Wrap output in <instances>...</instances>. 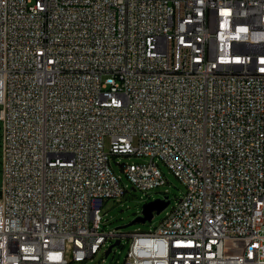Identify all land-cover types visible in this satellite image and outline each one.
Instances as JSON below:
<instances>
[{"label":"built area","instance_id":"2783aa9c","mask_svg":"<svg viewBox=\"0 0 264 264\" xmlns=\"http://www.w3.org/2000/svg\"><path fill=\"white\" fill-rule=\"evenodd\" d=\"M0 139V264L98 254L117 156L186 189L123 264H264V0H0Z\"/></svg>","mask_w":264,"mask_h":264},{"label":"rangeland","instance_id":"374dc122","mask_svg":"<svg viewBox=\"0 0 264 264\" xmlns=\"http://www.w3.org/2000/svg\"><path fill=\"white\" fill-rule=\"evenodd\" d=\"M109 147V140L106 139V151L109 150ZM109 161L113 172L120 179L121 184L126 190L125 196L122 197L119 202L111 199L104 204L101 210L100 231L103 233L113 232L115 237H109L98 254L82 264H123L129 248L130 239L122 235L132 232H152L167 216L176 202L182 198L186 191L185 186L161 163L160 160H156L155 162L158 164L163 174L165 184L147 192L134 190L121 169L122 164H143L148 162L147 158L117 156L110 157ZM1 185L0 161V189ZM164 198H167L169 201L166 208L159 213L153 212L150 221H146L145 223L135 222L137 218L141 217L142 207L145 204L156 199L162 200ZM231 253L238 254L237 251Z\"/></svg>","mask_w":264,"mask_h":264},{"label":"water","instance_id":"95a60500","mask_svg":"<svg viewBox=\"0 0 264 264\" xmlns=\"http://www.w3.org/2000/svg\"><path fill=\"white\" fill-rule=\"evenodd\" d=\"M168 204H169V201L166 200V198L162 200L156 199L152 202L145 204L142 207L141 217L137 218L135 222L145 223L146 221H150L152 218L153 212H156V213L161 212L164 208L168 206Z\"/></svg>","mask_w":264,"mask_h":264}]
</instances>
